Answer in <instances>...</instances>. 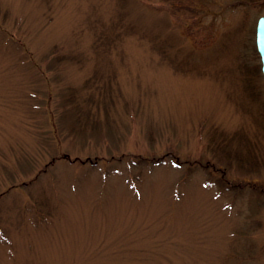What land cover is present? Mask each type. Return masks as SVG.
Listing matches in <instances>:
<instances>
[{
    "label": "rangeland",
    "instance_id": "1",
    "mask_svg": "<svg viewBox=\"0 0 264 264\" xmlns=\"http://www.w3.org/2000/svg\"><path fill=\"white\" fill-rule=\"evenodd\" d=\"M261 15L0 0V264H264Z\"/></svg>",
    "mask_w": 264,
    "mask_h": 264
},
{
    "label": "flooded vegetation",
    "instance_id": "2",
    "mask_svg": "<svg viewBox=\"0 0 264 264\" xmlns=\"http://www.w3.org/2000/svg\"><path fill=\"white\" fill-rule=\"evenodd\" d=\"M261 16H264V15H261ZM255 29H256V25H255ZM252 47H253V50L255 52V54H254V60H255L254 66L255 67L252 70L250 66H247V69H249L247 71L248 75H251L252 77L255 76L256 80H260V81L264 82V74L262 72L263 60H262V55H261L260 51L258 50L257 44H256V30L254 31V45ZM250 70H252V71H250Z\"/></svg>",
    "mask_w": 264,
    "mask_h": 264
},
{
    "label": "trees",
    "instance_id": "3",
    "mask_svg": "<svg viewBox=\"0 0 264 264\" xmlns=\"http://www.w3.org/2000/svg\"><path fill=\"white\" fill-rule=\"evenodd\" d=\"M230 141H231V138L229 140H227V141L222 142L223 145H220V146H222V148L224 147L223 149H225V151H228L231 154V157H235L236 154L238 155V153H240V156H236L237 157V159H236V161H237L236 166H243V167H245L246 166V163H248L247 160H246L248 158L247 155H246V153H247L248 150L245 149L244 152H243V154L240 152V149L236 150L238 152H235V149L232 148L231 145H230L231 144ZM248 152L251 153L250 151H248ZM229 158L230 157H226V159H229ZM249 166H253L252 163H251V165L249 163ZM259 192H262V191L260 190Z\"/></svg>",
    "mask_w": 264,
    "mask_h": 264
},
{
    "label": "water",
    "instance_id": "4",
    "mask_svg": "<svg viewBox=\"0 0 264 264\" xmlns=\"http://www.w3.org/2000/svg\"><path fill=\"white\" fill-rule=\"evenodd\" d=\"M256 43L258 50L262 55L263 66L262 71L264 73V16H261L257 20L256 24Z\"/></svg>",
    "mask_w": 264,
    "mask_h": 264
}]
</instances>
